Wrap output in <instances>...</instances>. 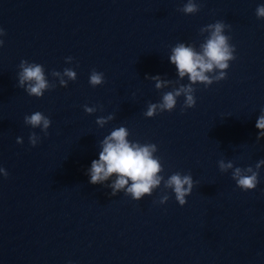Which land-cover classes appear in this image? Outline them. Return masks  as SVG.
Wrapping results in <instances>:
<instances>
[{"label":"water","instance_id":"obj_1","mask_svg":"<svg viewBox=\"0 0 264 264\" xmlns=\"http://www.w3.org/2000/svg\"><path fill=\"white\" fill-rule=\"evenodd\" d=\"M186 2L0 0V167L9 173L0 175V264H264V165L247 192L218 167L221 159L242 168L264 159L255 127L264 110V19L255 10L264 0H196L194 15L178 11ZM217 20L231 25L225 35L236 49L227 78L193 85V108L182 112L181 96L173 111L146 117L149 103L178 86L157 90L146 77L178 80L172 47L199 50L208 35L200 29ZM21 60L43 65L56 87L29 96L18 86ZM65 68L77 78L62 87L51 72ZM93 69L104 74L96 87ZM37 111L52 121L47 136L24 123ZM121 126L130 142L157 146L165 179L191 173L184 206L163 182L140 201L111 195L105 185L115 176L89 182L100 141Z\"/></svg>","mask_w":264,"mask_h":264},{"label":"clouds","instance_id":"obj_2","mask_svg":"<svg viewBox=\"0 0 264 264\" xmlns=\"http://www.w3.org/2000/svg\"><path fill=\"white\" fill-rule=\"evenodd\" d=\"M178 11L185 15H194L200 11V5L196 0H187L182 8ZM258 19H264V4L257 6L255 10ZM231 30V25L222 20H217L200 29V34L207 33L205 40L199 45V50L194 45L177 43L171 49L169 57L170 62L175 65L179 79L176 81L162 79L159 75L146 77L155 81L157 90L173 86L171 91L162 94L159 103H149L144 115L148 118L154 117L160 112H171L177 106V98L183 96L184 103L181 108H193L196 105L195 91L193 85L198 83L205 87L214 82H219L227 78V69L229 62L236 59L235 45L230 44L231 37L225 35V30ZM6 35L3 28H0V36ZM4 41L0 39V46ZM72 57H67L66 62L71 63ZM18 86L22 88L29 96L40 98L45 91L54 89L55 83H50L45 75L44 66L37 63H29L27 60H21L19 64ZM51 75L59 79L62 87H67L68 81H75L76 72L71 68H65L63 73L52 70ZM187 76L189 83L181 84L180 80ZM67 77V79H65ZM104 74L92 70L89 83L96 87L103 84ZM102 110V106H99ZM84 111L92 114L97 111V107L84 106ZM114 119L112 114L99 117L96 124L104 127L109 121ZM24 123L32 128H40L45 136L48 135V129L51 126V119L43 113L37 111L24 117ZM255 127L259 130L256 141L259 142L264 138V110L261 111ZM129 131L126 127H118L111 131L100 141L101 151L99 158L91 162V167L87 174L90 177L91 184H102L115 176V179L106 184L111 189V195L115 196L123 192L135 201H140L143 197L151 196L154 190L161 186L163 182L164 189H170L180 206L187 203L186 197L191 195L195 186V181L191 173L182 174L173 173L167 179L161 175L164 171L159 157L154 154L157 152V146L152 143L140 144L139 142H130L128 140ZM40 137L32 132L29 135V143L32 147L37 146ZM18 144L23 143L22 137H17ZM264 165V159L259 160L255 166L238 167L234 166L232 160L218 161V167L221 172L232 170V179L236 182L237 187L242 191H252L257 188L259 183V173L261 166ZM0 175L7 178L8 171L0 167ZM169 196L165 193L159 199L160 204L168 201Z\"/></svg>","mask_w":264,"mask_h":264}]
</instances>
